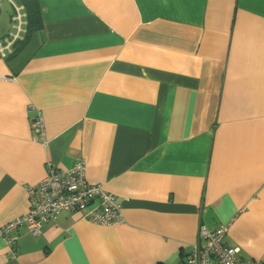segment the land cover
<instances>
[{
  "label": "crops",
  "instance_id": "crops-1",
  "mask_svg": "<svg viewBox=\"0 0 264 264\" xmlns=\"http://www.w3.org/2000/svg\"><path fill=\"white\" fill-rule=\"evenodd\" d=\"M0 0V43L15 33ZM0 56V228L49 165H85L122 222L21 226L0 264H183L199 227L264 263V0H36ZM43 119V140L31 123Z\"/></svg>",
  "mask_w": 264,
  "mask_h": 264
},
{
  "label": "built area",
  "instance_id": "built-area-1",
  "mask_svg": "<svg viewBox=\"0 0 264 264\" xmlns=\"http://www.w3.org/2000/svg\"><path fill=\"white\" fill-rule=\"evenodd\" d=\"M16 31L0 43V56L13 52V44L22 41L25 33L22 15L18 7L14 8ZM32 130L43 140L42 117L36 116L31 123ZM29 211L0 228V238L8 247V256L14 258L17 231L24 226L32 236H38L43 224L52 221L60 213L83 212L84 217L94 224L115 227L122 222L120 206L114 195L101 185H91L85 180V165L76 163L68 170H58L49 165L43 179L27 188ZM228 226L220 225L216 229L199 227L197 243L185 258L183 264H264L261 261L244 260L239 256L238 247L224 244Z\"/></svg>",
  "mask_w": 264,
  "mask_h": 264
},
{
  "label": "trees",
  "instance_id": "trees-1",
  "mask_svg": "<svg viewBox=\"0 0 264 264\" xmlns=\"http://www.w3.org/2000/svg\"><path fill=\"white\" fill-rule=\"evenodd\" d=\"M22 4L24 5L25 11H26L25 14H26L27 29L25 30V35L27 37L32 32L40 29L41 19H40V14H39V10H38L36 0H23ZM25 35H24L22 41H24Z\"/></svg>",
  "mask_w": 264,
  "mask_h": 264
},
{
  "label": "rangeland",
  "instance_id": "rangeland-1",
  "mask_svg": "<svg viewBox=\"0 0 264 264\" xmlns=\"http://www.w3.org/2000/svg\"><path fill=\"white\" fill-rule=\"evenodd\" d=\"M90 223H92V222H90Z\"/></svg>",
  "mask_w": 264,
  "mask_h": 264
}]
</instances>
